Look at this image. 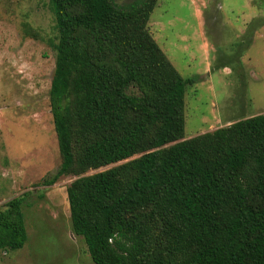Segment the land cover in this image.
Segmentation results:
<instances>
[{"label": "trees", "instance_id": "trees-1", "mask_svg": "<svg viewBox=\"0 0 264 264\" xmlns=\"http://www.w3.org/2000/svg\"><path fill=\"white\" fill-rule=\"evenodd\" d=\"M157 1L49 0L61 164L37 185L75 178L71 228L93 264H264V114L184 139L195 80L148 31ZM26 199L0 211V252L28 240Z\"/></svg>", "mask_w": 264, "mask_h": 264}, {"label": "rangeland", "instance_id": "rangeland-1", "mask_svg": "<svg viewBox=\"0 0 264 264\" xmlns=\"http://www.w3.org/2000/svg\"><path fill=\"white\" fill-rule=\"evenodd\" d=\"M147 28L195 80L185 90V140L264 114V0H158ZM57 43L49 0H0V211L27 194L28 237L0 252V264H93L71 228L66 189L75 178L37 185L61 164L49 105Z\"/></svg>", "mask_w": 264, "mask_h": 264}]
</instances>
